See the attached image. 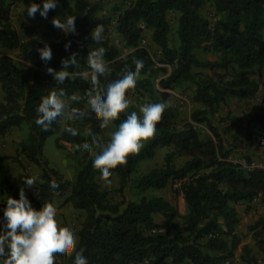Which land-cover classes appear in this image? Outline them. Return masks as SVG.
Wrapping results in <instances>:
<instances>
[{
    "label": "trees",
    "instance_id": "trees-1",
    "mask_svg": "<svg viewBox=\"0 0 264 264\" xmlns=\"http://www.w3.org/2000/svg\"><path fill=\"white\" fill-rule=\"evenodd\" d=\"M22 2L25 4L23 16L31 22L26 28L25 39L20 37L11 21L12 1L0 0V46L19 51L18 59L8 54L0 55L3 91L0 138L13 127L29 125L28 136L19 143L16 153L2 157L6 161L0 162V192L6 199L9 195L18 199L20 189H25L24 178L30 176L28 173L22 172L16 177L10 175L11 161L20 163L24 169L22 157L42 169L37 189L30 193L25 190L35 209L43 207L45 202L53 204L57 192L70 190L66 201L86 212L78 229L77 247L68 259L70 264H74L75 251H81L88 264H221L234 258L242 241L236 230L240 220L236 204L250 202L256 197L264 203V167H250V159L248 164L231 159V149L223 143L222 134L212 119L229 96L249 99L260 90V81L246 71L257 69L264 77V0H128L127 6L114 7L118 11L115 19L111 15H99L101 5L98 1L59 0L57 8L49 10L47 18L39 11L29 17L27 7L31 0ZM36 2L42 6V0ZM205 3H211L214 8V22L202 12ZM170 11L179 14L180 44L177 47L171 45L169 37ZM68 15L76 16L74 33L47 42L33 35L39 22L44 23L45 34L54 33L58 28L53 25V18L57 16L64 20ZM113 20L123 45L133 49L127 56L121 55L110 35L109 26ZM100 28H103L104 42L96 47L92 38ZM146 28L152 30L151 40L161 48L158 57L141 44ZM45 43L53 51L52 59L47 63L41 60L38 51ZM195 49L213 52L216 58L202 60ZM101 51L105 54L108 72L99 81L101 91L127 70L134 71L135 59L144 62L140 70L143 77L136 83L138 88L150 90L157 73H164L158 82L159 102H166L168 107L156 123L155 134L145 141L139 152L129 154L126 162L111 172L126 184L140 161L154 157L158 147H168L164 165L143 174L136 180V186L141 190L162 189L170 181L180 182L188 207L182 222L177 206L163 196L111 202L108 192L96 180L97 169L92 164L100 151L96 145H93V153H83V165L73 180L51 166L44 156V144L51 135L59 134L56 139L59 147L63 142L91 145L93 136L105 141L101 136L104 128L100 127V119L91 114L83 98L75 99L73 104L75 111L85 113L84 120H67L62 127L63 117L58 115L47 130L35 123L41 97L51 90L64 88L65 96L77 92L87 95L93 90L91 81L84 82L79 76H70L58 83L47 68L62 69V61L74 53L77 62L69 67V72H86L88 57ZM159 63L164 66H158ZM187 82L194 86L192 100L202 107L192 112L191 120L179 124L174 108L168 103V90ZM126 111L137 112L134 105H129ZM123 119H126L125 113L112 124L117 127ZM195 123H205L210 133L200 135ZM81 124L89 125L86 135L79 129ZM66 128L76 131L78 139L73 140ZM262 138L264 97L262 105L250 111L241 141L251 147ZM176 156L189 159L177 167L174 164ZM52 180L56 181L58 191L50 190ZM5 201L0 203V220L3 222ZM155 214L162 215L164 222L156 221ZM58 229L70 231L66 223ZM242 256L249 264H258L248 245H243ZM61 259L57 258L58 264Z\"/></svg>",
    "mask_w": 264,
    "mask_h": 264
},
{
    "label": "rangeland",
    "instance_id": "rangeland-1",
    "mask_svg": "<svg viewBox=\"0 0 264 264\" xmlns=\"http://www.w3.org/2000/svg\"><path fill=\"white\" fill-rule=\"evenodd\" d=\"M12 1V11H11V21L14 27L18 30L19 35L22 39L27 37L26 28L28 25H31V22L27 21L23 16V9L25 4L22 0H10ZM98 1L101 5L99 10V15H111L114 19L117 16V12L114 7L121 8L128 5V0H91ZM202 12L208 16L213 22L216 19L214 15V8L211 3H205ZM178 13L175 11H170L168 14L169 23L171 26V31L169 37L171 39L172 46H179L180 40L178 38ZM110 35L113 42L118 46L121 55L127 56L133 49L125 47L122 42L121 36L115 30V20L109 26ZM45 25L42 22L36 24V29L33 33L41 41H56L61 39L65 34L63 30L57 29L54 33L48 35L45 34ZM151 29L144 30V37L141 41L142 45H145L149 48L151 53L158 57L161 53V48L156 45L151 40ZM196 54L202 60L205 59H215L216 54L213 52H205L202 49H195ZM8 54L13 56L15 59L19 57V51L17 49H6L0 46V55ZM158 66H164V64H158ZM170 70V67H169ZM195 70H201L204 72H210L209 69L205 68H195ZM251 77L259 80L261 87L257 95L249 99H240L238 97L229 96L225 103H222L218 113L213 116V123L219 129L222 134V141L226 147L231 149L230 157L234 161H239L244 164H248V160H251L250 167H264V144L262 142L257 143L254 146L247 147L245 146L241 139L244 136V125L246 120L249 117L250 111L255 107H260L263 103L264 97V77L260 75V72L257 69L247 70L246 71ZM164 76V73L159 71L157 75L153 78V86L150 90H145L142 88H132L130 90L127 98L130 100L129 105H134L137 112H139V107L144 103H154L160 101V95L158 90L159 80ZM143 76L140 74L137 77V81ZM89 81H91V73L89 74ZM194 86L192 83L187 82L181 86L169 89L170 96L168 98V103L172 105L176 113V120L179 124H183L185 121L191 120L192 112L202 107V104L196 103L192 100V90ZM101 90V88H100ZM2 88L0 86V100L2 99L1 94ZM86 96L81 92L75 93L72 96H64L66 104L70 110H74V100L83 98L84 105L87 107ZM88 108V107H87ZM67 120L62 119L61 125L65 127ZM196 128L198 129L200 135H205L210 133L207 125L205 123H195ZM79 129L83 134H87L89 130L88 124L79 125ZM115 129L113 124L105 127L101 133V136L105 138V141L110 139L111 131ZM29 133V125L24 124L21 127H13L8 134L10 138L2 139L0 138V162H4V155H14L19 147L21 141L26 140ZM59 134L51 135L47 138L44 144V156L49 160L50 165L59 169L66 178L74 179L77 172L83 165V152L77 153V149L81 148L84 144L63 142L62 146L59 147L56 143V139ZM147 140V139H146ZM146 140L142 141V145ZM169 148L166 146L158 147L154 157L146 158L139 162L136 170L131 174V177L126 182L122 184L120 178L115 173H112V176L109 179L112 180L110 185L106 184L100 176V171L97 169L96 180L98 181L100 187L108 192V197L111 202L118 201H138L142 196H163L177 206L180 213V221H183V216L188 212V207L184 199V195L180 190V182L170 181L166 187L162 189L148 188L141 190L136 186V180L141 177L143 174L147 173L150 169L154 167H162L165 163V155L168 152ZM189 159L187 156H176L174 158V164L177 167H180L184 162ZM22 163L24 164V169L20 163L16 161H11V172L12 177L18 176L22 172L28 173L30 176L35 177V183L31 187L25 186L27 193L34 192L42 178V169L22 157ZM13 166V168H12ZM70 194V190L57 192V197L61 200L67 198ZM6 200L5 194L0 192V203ZM68 202V201H67ZM70 203V202H69ZM71 212H68L69 218L65 219V223L69 226L70 231L73 232L78 237V229L82 221L86 217V212L75 208L72 203L69 204ZM236 209L240 217L239 223L236 225L237 232L241 235V244L235 251V256L232 259H228L221 264H249L243 259V245H248L252 255L256 256L258 264H264V203L260 197L254 198L250 202H242L236 204ZM61 215L65 216V213ZM60 215V216H61ZM156 221L164 222V218L160 214L154 215ZM59 218L56 217V223ZM0 220V225H1ZM59 227V226H58ZM171 232L173 230H170ZM77 247V246H76ZM71 255V254H70ZM69 256L61 259V264H70Z\"/></svg>",
    "mask_w": 264,
    "mask_h": 264
},
{
    "label": "clouds",
    "instance_id": "clouds-1",
    "mask_svg": "<svg viewBox=\"0 0 264 264\" xmlns=\"http://www.w3.org/2000/svg\"><path fill=\"white\" fill-rule=\"evenodd\" d=\"M59 0H42V6L36 0H31L27 7V15L34 17L37 12L47 18L49 10L57 8ZM76 16L68 15L61 20L54 17L52 23L55 27L65 33L76 31ZM103 28L97 29L93 34L92 43L100 47L104 40ZM69 45H66L68 47ZM40 58L47 63L52 59L53 51L49 44L45 43L39 48ZM104 53L91 54L87 59L88 71L69 72V67L77 62L73 53L64 59V67L55 70L48 67L47 71L53 75V79L62 83L70 76H79L84 82H88L91 73L92 92L86 96L87 107L91 114L100 119V127L105 128L125 113L126 119L120 121L119 125L111 131L110 139L103 141L97 136L92 137V144H85L77 149L79 154H91L94 152L93 145L99 147L100 151L94 156L93 167L99 169L100 176L108 185L112 183L111 169L126 162L129 154L137 153L142 148V141L152 137L156 132V123L161 120L162 113L168 107L166 102L144 103L139 107L140 114L136 111L128 113L130 100L126 93L135 88L137 77L143 68L144 62L135 59V70H127L119 78L109 82L106 89L101 91L99 81L108 75L105 67ZM65 89L51 90L48 95L41 97L37 106V118L35 123L42 129L47 130L51 122L61 115L69 122L84 120L85 113L70 110L64 99ZM71 99L75 100V97ZM79 103V101H77ZM65 131L73 139H78V133L71 128ZM26 186L31 187L35 183V177L24 178ZM51 191H58L55 180L50 181ZM3 210L5 222L0 225V264H58L57 258H64L74 252L78 243V237L71 231H60L56 223V210L52 203L45 202L40 209H35L22 187L19 198L11 195L5 201ZM74 264H88L87 257L81 251H75Z\"/></svg>",
    "mask_w": 264,
    "mask_h": 264
},
{
    "label": "crops",
    "instance_id": "crops-1",
    "mask_svg": "<svg viewBox=\"0 0 264 264\" xmlns=\"http://www.w3.org/2000/svg\"><path fill=\"white\" fill-rule=\"evenodd\" d=\"M0 86H1V83H0ZM77 93H79V92H77ZM1 94L3 96V91H1ZM10 136H11L10 134H7V135H5L4 137H1V138L4 140L6 138H10ZM12 168H13V166H12ZM66 199L67 198L64 197L62 202H61V200L57 197V194H56V196L54 198L53 206H54V208L56 210V217L58 216V218H59V220H58V222H59L58 226L59 227L61 226V224L65 223V219L66 218H69L68 212H71V208H70V205H69L70 203L67 202ZM62 213H65V216L61 215ZM159 222H162V221H159ZM3 223L4 222L1 221V225Z\"/></svg>",
    "mask_w": 264,
    "mask_h": 264
},
{
    "label": "built area",
    "instance_id": "built-area-1",
    "mask_svg": "<svg viewBox=\"0 0 264 264\" xmlns=\"http://www.w3.org/2000/svg\"><path fill=\"white\" fill-rule=\"evenodd\" d=\"M19 58V57H18ZM261 142L264 144V138H262Z\"/></svg>",
    "mask_w": 264,
    "mask_h": 264
}]
</instances>
